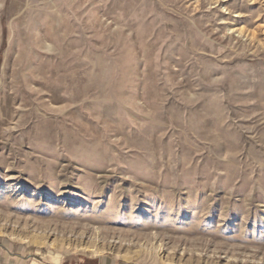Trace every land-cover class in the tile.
Returning a JSON list of instances; mask_svg holds the SVG:
<instances>
[{
	"label": "rangeland",
	"instance_id": "obj_1",
	"mask_svg": "<svg viewBox=\"0 0 264 264\" xmlns=\"http://www.w3.org/2000/svg\"><path fill=\"white\" fill-rule=\"evenodd\" d=\"M264 264V0H0V264Z\"/></svg>",
	"mask_w": 264,
	"mask_h": 264
},
{
	"label": "crops",
	"instance_id": "obj_2",
	"mask_svg": "<svg viewBox=\"0 0 264 264\" xmlns=\"http://www.w3.org/2000/svg\"><path fill=\"white\" fill-rule=\"evenodd\" d=\"M74 264H78V263L76 262ZM96 264H106V262H102V261L99 260Z\"/></svg>",
	"mask_w": 264,
	"mask_h": 264
}]
</instances>
